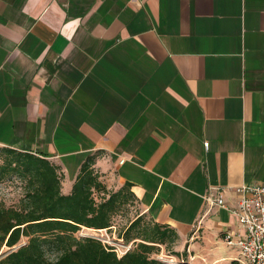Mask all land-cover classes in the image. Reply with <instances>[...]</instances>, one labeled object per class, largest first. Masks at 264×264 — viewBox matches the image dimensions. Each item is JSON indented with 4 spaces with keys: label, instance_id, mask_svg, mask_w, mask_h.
<instances>
[{
    "label": "crops",
    "instance_id": "1",
    "mask_svg": "<svg viewBox=\"0 0 264 264\" xmlns=\"http://www.w3.org/2000/svg\"><path fill=\"white\" fill-rule=\"evenodd\" d=\"M0 147L59 165L64 193L92 158L213 253L245 234L235 189L264 184V0H0Z\"/></svg>",
    "mask_w": 264,
    "mask_h": 264
},
{
    "label": "trees",
    "instance_id": "2",
    "mask_svg": "<svg viewBox=\"0 0 264 264\" xmlns=\"http://www.w3.org/2000/svg\"><path fill=\"white\" fill-rule=\"evenodd\" d=\"M94 159L85 161L69 193L63 192V173L59 165L39 154L12 147H0V180L18 175L26 181V191L18 206H6L0 200V250L11 251L0 257V264H166L150 256L154 245L164 243L174 229L156 223L141 230L143 242L121 257L113 246L92 237H77L81 228L101 230L112 226L118 207L129 196H136L131 184L109 192L94 168ZM109 193L96 197L97 193ZM137 220L130 227L137 225ZM26 237L27 243L19 244ZM129 234L126 240H130ZM49 248L58 251L55 259L47 257ZM231 264H242L233 260Z\"/></svg>",
    "mask_w": 264,
    "mask_h": 264
},
{
    "label": "rangeland",
    "instance_id": "3",
    "mask_svg": "<svg viewBox=\"0 0 264 264\" xmlns=\"http://www.w3.org/2000/svg\"><path fill=\"white\" fill-rule=\"evenodd\" d=\"M109 192L118 190L120 187L116 184H112L106 177L102 180ZM26 191V181L16 174L7 175L0 180V200L5 203L6 206H18L21 199L24 197ZM109 193L100 192L96 194L98 200L101 197L108 196ZM122 203H118V207L112 218V226L110 228L101 229L102 231H89L88 233L96 236H100L104 240V244L113 246L117 250V254L120 257L122 252L127 249H133L138 243L143 242L138 238L141 234V230L148 227L152 228L155 224L153 219L144 213L137 199L128 197L123 199ZM137 220L135 227H130L133 221ZM81 228L75 235L79 238L82 237L81 233L86 232ZM129 234L130 240H126V235ZM28 239L23 237L19 244L27 243ZM149 245H154L151 257L158 259L166 264H231L233 258H225L223 261L215 262L209 257L213 256H234L238 253L236 247L228 244H223L219 249L213 253L208 252L207 255L201 251V258L191 256L188 248L180 246L177 238L171 233H168L164 238V243H151L146 242ZM11 251V248L4 245L0 250V255L3 256ZM59 255L58 251L52 248L47 250V257L55 259ZM212 258V257H211Z\"/></svg>",
    "mask_w": 264,
    "mask_h": 264
},
{
    "label": "built area",
    "instance_id": "4",
    "mask_svg": "<svg viewBox=\"0 0 264 264\" xmlns=\"http://www.w3.org/2000/svg\"><path fill=\"white\" fill-rule=\"evenodd\" d=\"M208 147L206 145L207 149ZM223 192V189H219L216 198H209L210 203L228 208ZM235 193L237 204L236 207L231 208V212L237 217L239 226L245 234L238 235L236 239L227 235L226 240L229 245L239 247L242 264H264V184L242 185L235 189ZM83 229L86 232H82L81 236L92 237L104 242L102 237L88 233L89 231L100 232L102 230ZM127 251L128 249L123 251L122 255Z\"/></svg>",
    "mask_w": 264,
    "mask_h": 264
},
{
    "label": "water",
    "instance_id": "5",
    "mask_svg": "<svg viewBox=\"0 0 264 264\" xmlns=\"http://www.w3.org/2000/svg\"><path fill=\"white\" fill-rule=\"evenodd\" d=\"M0 257H1V255H0Z\"/></svg>",
    "mask_w": 264,
    "mask_h": 264
}]
</instances>
